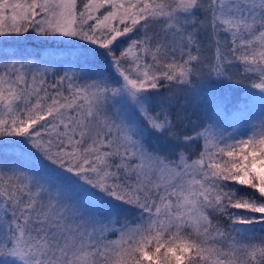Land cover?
Returning <instances> with one entry per match:
<instances>
[{
  "label": "snow or ice",
  "instance_id": "snow-or-ice-1",
  "mask_svg": "<svg viewBox=\"0 0 264 264\" xmlns=\"http://www.w3.org/2000/svg\"><path fill=\"white\" fill-rule=\"evenodd\" d=\"M0 264H264V0H0Z\"/></svg>",
  "mask_w": 264,
  "mask_h": 264
},
{
  "label": "trees",
  "instance_id": "trees-1",
  "mask_svg": "<svg viewBox=\"0 0 264 264\" xmlns=\"http://www.w3.org/2000/svg\"><path fill=\"white\" fill-rule=\"evenodd\" d=\"M233 99L238 100L239 99V94L238 93H233Z\"/></svg>",
  "mask_w": 264,
  "mask_h": 264
}]
</instances>
